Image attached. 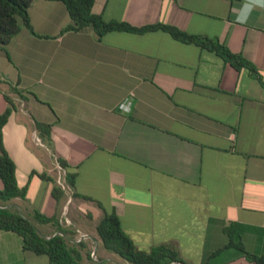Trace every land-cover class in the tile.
Returning a JSON list of instances; mask_svg holds the SVG:
<instances>
[{
	"label": "crops",
	"instance_id": "crops-1",
	"mask_svg": "<svg viewBox=\"0 0 264 264\" xmlns=\"http://www.w3.org/2000/svg\"><path fill=\"white\" fill-rule=\"evenodd\" d=\"M93 11L175 25L250 65L162 29L65 30L66 3L35 0L29 25L0 47V114L8 98L15 105L4 145L26 189L6 205L41 235L59 228L58 158L74 175L70 216L99 256L93 242L68 240L81 264H133L102 243L97 227L111 213L142 250L169 244L188 264H255L240 246L264 255V0H95ZM38 123L51 125L47 146L34 141ZM0 264L52 263L0 229Z\"/></svg>",
	"mask_w": 264,
	"mask_h": 264
},
{
	"label": "trees",
	"instance_id": "trees-1",
	"mask_svg": "<svg viewBox=\"0 0 264 264\" xmlns=\"http://www.w3.org/2000/svg\"><path fill=\"white\" fill-rule=\"evenodd\" d=\"M34 1L0 0V47H4L10 42L13 36L20 31L22 24L29 25L28 10ZM63 1L66 3L71 17V22L65 30H80L91 26L102 36L113 30L143 33L162 29L177 40L200 43L202 46L218 52L236 68L250 65L246 59L232 52L227 46L208 39L202 40L175 25L159 23L138 27L127 22L107 21L102 15L94 13L95 0ZM8 100L10 105L0 114V178L3 182V187H0V204L4 205L3 208H0V229L14 231L21 235L25 250L48 255L52 264H81L79 251L65 237L55 236L52 239H46L28 218L6 205L11 199L26 195V189L20 187L18 183L16 163L4 145V127L15 108L14 103L9 98ZM37 128L42 139L45 142L48 141L51 135V125L38 123ZM60 162L67 167L63 161L60 160ZM68 181L73 186L74 175L69 172ZM55 190L63 191L58 185ZM45 220L50 221L52 218L45 217ZM58 226L60 227L59 223ZM97 230L104 247L118 254L127 262L133 264H171L173 262L188 264L180 256L178 250L169 244L156 246L150 251L140 249L124 231L121 220L115 213L107 214L98 224ZM240 249L255 264H264V255L251 254L242 245Z\"/></svg>",
	"mask_w": 264,
	"mask_h": 264
},
{
	"label": "built area",
	"instance_id": "built-area-1",
	"mask_svg": "<svg viewBox=\"0 0 264 264\" xmlns=\"http://www.w3.org/2000/svg\"><path fill=\"white\" fill-rule=\"evenodd\" d=\"M129 101H124L120 104V108L126 109L128 107ZM34 141L36 144L41 146H47L46 142L42 139L39 131L34 135ZM55 181L56 184L62 188V190L66 193V201L62 208L60 217H59V225L60 227L54 230L52 233L44 235L46 239H52L55 236L65 237L67 240H71V242L82 245L85 243L93 242L92 249L90 252L91 259L93 261H98L99 256L97 253V247L95 245L93 236L90 232L82 229L77 226L73 219L70 216V205L74 199V188L68 181V171L65 166L62 165L58 158L55 159ZM4 205L0 204V208H3ZM73 230V233L70 234V230ZM72 235V236H71ZM171 264H183L181 262H173Z\"/></svg>",
	"mask_w": 264,
	"mask_h": 264
},
{
	"label": "rangeland",
	"instance_id": "rangeland-1",
	"mask_svg": "<svg viewBox=\"0 0 264 264\" xmlns=\"http://www.w3.org/2000/svg\"><path fill=\"white\" fill-rule=\"evenodd\" d=\"M55 171H57V169H56L55 166H54V176L56 175Z\"/></svg>",
	"mask_w": 264,
	"mask_h": 264
}]
</instances>
